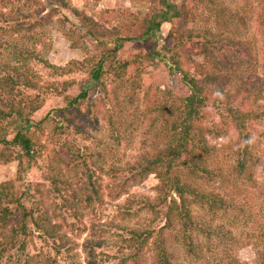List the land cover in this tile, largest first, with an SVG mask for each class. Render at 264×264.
<instances>
[{"label": "rangeland", "instance_id": "obj_1", "mask_svg": "<svg viewBox=\"0 0 264 264\" xmlns=\"http://www.w3.org/2000/svg\"><path fill=\"white\" fill-rule=\"evenodd\" d=\"M13 1L3 10L6 15H0V77L6 73L4 67L16 65L18 49L28 59L24 63L35 75L32 80L37 88H9L0 103L9 107L10 103L39 97L42 106L31 115L36 143L30 157L20 159L16 148L4 144L6 139H13L14 127L0 136V185L6 184V193L14 194L36 218L46 219L44 225L51 233L44 235L30 223L33 236L21 254L16 255L17 248L10 251L12 264H117L131 250L125 243L131 238L130 231L154 219L158 220L152 227L164 224L145 208L148 203H158L156 174L129 182L133 175L129 169L141 157H156L167 148V131L164 135L160 131L172 128L168 122L172 105L182 107L175 96L181 99L189 95V89L177 75H170L164 61L146 57L154 50L149 36H144L147 19L162 5L158 0ZM167 1L180 5L182 0ZM215 2L225 21L233 22L224 36L229 43L218 44L237 70L233 74L259 81L254 85L264 91V28L258 23L264 14V0ZM37 11L32 18L39 25L32 31H12L14 23L3 22L10 16L29 17ZM83 16L106 29L107 37L91 38ZM25 22L29 27L30 21L20 19L19 24ZM172 27L173 23H165L156 37L155 49L164 56L169 55L162 48L169 46ZM116 35L133 40L124 42L113 56L110 49L116 46ZM193 53L194 64L184 67L196 71V63H202L203 56ZM105 56L109 70L93 81V69ZM126 60L131 64L117 77L115 62ZM238 87L236 83H218L206 88L201 123L212 127L215 135L205 134L207 148L194 151V170L189 169L193 165L188 156L180 158L181 173L191 179V184L218 195L229 203L228 208L213 213L207 206L192 204L190 215L199 227L191 235L198 247L196 255L201 257L188 256L182 235L169 230L172 264H216L218 258L225 259V248L232 251L228 261L235 256L239 264L258 263L261 251L252 245L255 242H248L247 234L252 230L258 235L264 232V92L258 93V98H248L245 87ZM82 91L88 96L74 105L68 116L72 124L65 122L63 128L55 130L51 123L55 126V121L64 119L69 100ZM160 99H166L165 116L145 117ZM231 109L257 117L248 119L245 129L239 130ZM46 117L48 121L43 122ZM12 150L14 154L7 162ZM243 163L246 170L240 172ZM111 166L122 173L110 177ZM165 205H160L162 210H166ZM259 224L263 226L260 230ZM147 258L151 260L152 255L147 254Z\"/></svg>", "mask_w": 264, "mask_h": 264}, {"label": "trees", "instance_id": "obj_2", "mask_svg": "<svg viewBox=\"0 0 264 264\" xmlns=\"http://www.w3.org/2000/svg\"><path fill=\"white\" fill-rule=\"evenodd\" d=\"M158 1L162 7L157 8L148 17L147 28L144 32V36H149L152 48H154L153 51L147 52L146 57L150 58V60L164 61L169 68L170 75H177L178 80L189 89V95L181 99L175 96V101L180 103V106L182 104V107L177 108L178 105H175V103L172 105L171 120L168 121L171 123L172 128L167 130V128L163 127L164 129L160 131V134L163 135L167 131V148L160 151L156 157H141L129 169L133 173L128 179L129 182L137 181V178L144 179L151 174H156L159 179V185L157 186V192L159 193L158 203H156L157 205L148 203L145 208L155 214L157 218L163 219L164 224L159 227H152L153 221L156 222L158 220L154 219L146 223L144 227L130 231L131 238H126L125 243L131 250L129 253H125L117 264H172L173 255L169 248V230H178L182 235L181 242L187 248L188 256L196 259L201 257L196 255L198 254L196 252L198 247L195 246L191 235V232L196 231L199 226L195 224L190 215V206L192 204L207 206L210 212L215 213L217 211H226L229 205L227 201H224L218 195L215 196L194 187L191 184V179L187 175L182 174L180 170L183 164L180 158L183 155L190 158L193 166L189 167V169L194 170L197 166V162L194 161V151L203 147L207 148L205 134L215 135L212 127L201 123L203 119L201 110L206 106L207 102L204 91L213 84L236 83L239 86L238 88L245 87L248 98H258V93L264 92L261 87L254 85H258L259 81H253L251 77L235 76L233 71L235 72L236 69H234V65H231V59L228 54L223 53L225 49H220V46H218V44L229 43L224 36L229 30V24L233 22L232 20L225 21L226 16L224 12L221 15L222 12L217 9L215 0H182L180 5L172 4L167 0ZM13 3V0H0V15H6L3 10L9 9ZM63 5L66 6L67 4L63 3ZM11 13L12 9L9 10V15ZM38 13L39 11L29 17L20 15L19 18H15L10 16L4 18L3 22L12 21L14 23L10 27L12 31L20 32L24 29L32 31L39 25L37 20L32 18V16H37ZM78 15L81 16L80 13ZM20 19L30 21L29 27H26V22L20 25ZM83 19L88 24L89 32L87 33L90 34L91 38L104 39L107 37L108 32L106 29L98 28L91 18L83 16ZM165 23H173L168 37L169 40L166 44L169 46L162 48L167 50L168 56H164L155 49L158 45L157 34ZM258 23L264 28V14ZM67 37L73 40L70 34H67ZM132 40V38L127 36L116 35V46L114 49H110L113 56H116L117 50L122 47L124 42ZM102 43L106 44L105 42ZM15 51H18L17 54H19L17 55L16 65L4 67L3 69L6 73L3 77H0V97L7 93L9 88L11 91L22 86L31 89L37 88V83L32 80L35 75L24 63L28 59L22 57L23 53L19 52L21 50L15 49ZM193 52L203 56V62L196 63V71L195 68L186 69L184 67L186 63L194 64ZM105 58L106 56L95 65L92 73L93 81L99 80L104 70H109L106 68ZM130 64L128 60L121 63L115 62L116 68L114 70L117 71V77H119L118 72H125ZM242 71L245 72L246 69H242ZM172 95L170 94L169 96L172 97ZM87 96L88 92L82 91L78 96L70 99L68 107L64 110V119L55 121V126L54 123L53 125L51 123V126L57 130V127L63 128L66 124L65 122L71 125L72 120L68 119V116L72 113L74 105L87 99ZM38 100L39 97L29 98L27 101L24 99L20 100L19 103H10L9 107L5 106L6 108L0 103V136L4 135L8 128H15L13 139L10 141L6 139L4 144L16 148L20 159L24 156L30 157L32 152L35 151L36 141L31 131L32 125L30 122L31 115L42 106ZM154 105L155 107L149 108L144 116L157 119L164 117L166 114V99H160ZM178 111H181L180 115H177ZM231 112L233 113V118L234 116L236 117L237 129H245V124L252 114L242 111V109H231ZM238 113L241 115H238ZM256 117L257 115H253L252 118ZM47 118L43 119V122H47ZM4 122H6V125H4ZM248 140L250 139L248 138ZM244 153L247 156L250 155L248 149H245ZM13 154L14 151L12 150L7 157V162H9ZM245 170L246 165L243 163L241 167L239 166V171L245 172ZM122 171L114 166H111L108 170L109 176L114 178H116L115 174H121ZM6 190V184L0 185V264H3L2 261L6 256L8 259L4 264H12L14 255H11V250L17 248L16 255L24 252L26 242L29 237L33 236L34 232L30 228V223L40 233L43 232L44 235L51 233L44 225L46 219H43V217L36 218L33 210L19 204V200L15 195L6 193ZM163 204H166V210L161 209L160 205ZM261 224L258 226L259 230L263 228ZM247 239L249 240L248 242H255L252 245L259 252L261 251L257 264H264V232L258 235L257 232L252 230L247 234ZM224 240H226V235ZM229 242H231V238ZM231 252V250L225 248L223 250L225 259L218 258L216 264H239L238 260H235V256L228 261ZM149 253L152 255L151 260L147 258Z\"/></svg>", "mask_w": 264, "mask_h": 264}]
</instances>
